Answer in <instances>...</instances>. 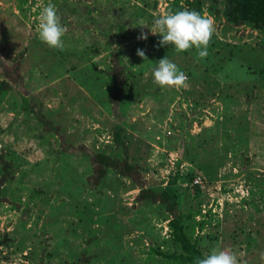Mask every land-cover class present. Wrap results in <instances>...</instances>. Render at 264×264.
Returning a JSON list of instances; mask_svg holds the SVG:
<instances>
[{
	"label": "rangeland",
	"instance_id": "obj_1",
	"mask_svg": "<svg viewBox=\"0 0 264 264\" xmlns=\"http://www.w3.org/2000/svg\"><path fill=\"white\" fill-rule=\"evenodd\" d=\"M98 1L0 0L1 67L13 74L12 63L26 52L25 81L0 99V160L5 155L14 172L0 206V264H164L159 256L147 259L154 248L175 250L171 216L137 200L141 185L174 186L178 198L184 195L182 212H198L197 222L212 213L211 225L194 235L204 255L219 246L240 264H264V32L228 25L220 0ZM49 2L67 28L62 51L38 37L39 13ZM84 4L116 8L123 33L114 23L100 25L101 11L87 15ZM191 4L215 21L207 61L193 56L195 48L160 47L162 37L138 27ZM141 31L146 41L137 39ZM113 45L128 61L143 49L153 63L132 66L135 77L120 106L109 103L112 84L101 78ZM166 55L186 73L187 87L154 83V64ZM38 114L61 127L77 154L60 152ZM116 126L124 128L130 162L140 166L139 183L110 171L94 190L92 166L77 147L117 154Z\"/></svg>",
	"mask_w": 264,
	"mask_h": 264
},
{
	"label": "trees",
	"instance_id": "obj_2",
	"mask_svg": "<svg viewBox=\"0 0 264 264\" xmlns=\"http://www.w3.org/2000/svg\"><path fill=\"white\" fill-rule=\"evenodd\" d=\"M101 2L102 1L99 0L97 5L100 4L101 6ZM220 2L223 4V17L228 25L234 27L246 26L253 30L264 32V0H220ZM187 3L190 4V1L188 0ZM189 6L193 8L192 10H195L202 15L204 14L199 5L191 4ZM84 7L86 8L87 15H92L94 12L101 11L99 7L95 10H92L91 7H88L86 4H84ZM180 10H183V8H180ZM208 10H210L211 14H214L215 11L213 10H215V7L213 6ZM98 20H100V25L104 24L111 26V24L114 23V28H117L119 25V17L117 15L116 8H104L98 17ZM118 29H120V33H123L122 28L118 27ZM121 36L123 37V34H121ZM214 49L215 45L214 47L209 46L208 54L203 59L198 58L197 50L195 49L192 54L201 61H207V58L213 57ZM236 52L237 51L235 50L232 51L229 58L231 59L233 56L236 57ZM25 56L26 52L22 51L17 59L12 63L13 74H11L8 69L6 70L5 67H1L0 65V99L2 98V95L12 91L13 83L17 84L25 81V75H23L21 71ZM111 57L113 61L111 60L110 65H107V67L102 70L101 78L102 81H109L112 84V92L110 93L109 103L120 106L122 98L126 95L127 86L130 85L135 77L132 66L136 64V61H140L143 65H145V63L141 58H136V56L135 58H129V61H125V55L122 49H113ZM223 100L226 105L227 112V110H229L228 104H230V97H223ZM38 121L43 126V134H53L58 137L60 152L71 156L77 154L76 152L71 151L76 148L73 144H69L65 136L61 134V127L55 126L52 121L47 120L43 115H39ZM228 132L229 131H226V133ZM229 135L230 134H227L226 137ZM112 142L117 150V154L114 155L107 154L105 152L90 151L84 145L77 147V149H82V151L78 152L79 155L88 159L92 166L91 168L94 172V178H96V180L92 184V180H88V182L94 190L98 188L99 184L107 177L110 171L120 177L132 180L136 185L139 183L138 177L140 176V166L130 162L129 146L125 140L124 128L122 126H116L114 128ZM2 156L4 157H1L0 160V164L2 166V173L0 176V206L2 203L6 202V198L3 196L5 185L12 181L14 177L12 163L5 159V155ZM140 189L141 193L137 200L142 203L160 205L164 207L171 216L168 223L171 231L170 243L172 248L175 249L174 251L168 250L166 252L162 251L160 248H154L152 249L151 254L149 253L147 262L151 263L155 260L154 256H159L162 260L161 262H164V264H196L197 258H202L205 255L198 237L194 238V235L197 230L203 231L208 224L211 225L207 217H210L212 213L209 211L208 215L205 216L206 219L200 222L195 220L198 212L193 211L188 212L187 214L183 213L181 202L184 200V195H182L181 198H178L177 189L174 186L162 191H155L154 189L145 188L142 185ZM196 194V196H201L200 186H196ZM200 205H202L201 202L198 206ZM209 238L213 239L212 237ZM4 242L8 243L9 239L7 238Z\"/></svg>",
	"mask_w": 264,
	"mask_h": 264
},
{
	"label": "clouds",
	"instance_id": "obj_3",
	"mask_svg": "<svg viewBox=\"0 0 264 264\" xmlns=\"http://www.w3.org/2000/svg\"><path fill=\"white\" fill-rule=\"evenodd\" d=\"M138 27L147 28L153 36L162 37L158 42L160 47L171 45L176 52H186L195 48L199 59L207 56L208 47L216 31L214 18L187 8L155 16L151 27L144 26L143 21ZM37 29L41 42L53 49L61 51L64 49L63 38L67 28L62 24V17L58 14L55 4L49 2L41 9ZM137 39L146 41L148 33L141 31ZM118 47L113 45L114 49ZM136 54L145 62L153 64L148 60L145 50L137 49ZM127 59L124 58L125 61ZM154 65L152 76L157 85L169 88L188 86L186 73L180 71L178 65L167 55ZM261 259L264 260V256H261ZM196 264H240V262L235 252L214 246L205 256L197 258Z\"/></svg>",
	"mask_w": 264,
	"mask_h": 264
}]
</instances>
